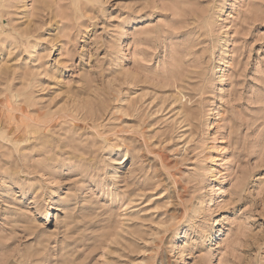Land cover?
<instances>
[{
  "label": "clouds",
  "instance_id": "1",
  "mask_svg": "<svg viewBox=\"0 0 264 264\" xmlns=\"http://www.w3.org/2000/svg\"><path fill=\"white\" fill-rule=\"evenodd\" d=\"M0 264H264V0H0Z\"/></svg>",
  "mask_w": 264,
  "mask_h": 264
}]
</instances>
